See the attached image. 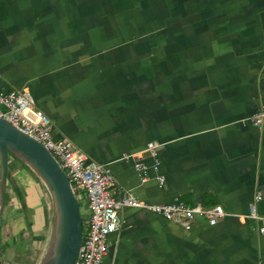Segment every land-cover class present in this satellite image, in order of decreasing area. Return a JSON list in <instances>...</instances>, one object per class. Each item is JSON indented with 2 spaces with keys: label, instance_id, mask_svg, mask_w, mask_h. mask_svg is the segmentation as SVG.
<instances>
[{
  "label": "crops",
  "instance_id": "1",
  "mask_svg": "<svg viewBox=\"0 0 264 264\" xmlns=\"http://www.w3.org/2000/svg\"><path fill=\"white\" fill-rule=\"evenodd\" d=\"M0 88L27 89L116 196L225 211L185 230L125 207L103 264H264V127L244 121L264 102V0H0ZM149 142L161 187L120 159ZM20 165L22 212L48 233L43 183Z\"/></svg>",
  "mask_w": 264,
  "mask_h": 264
},
{
  "label": "built area",
  "instance_id": "2",
  "mask_svg": "<svg viewBox=\"0 0 264 264\" xmlns=\"http://www.w3.org/2000/svg\"><path fill=\"white\" fill-rule=\"evenodd\" d=\"M0 118L17 131L41 143L51 153L67 175L78 200V192L86 194L87 219L83 222L82 240L76 264H103L108 252V236L120 228L122 219L119 211L125 207L146 209L185 230H190L198 218H204L209 225H215L225 216L221 205L190 206L178 197L167 203L151 204L140 200L130 192L116 196L115 179L110 169L105 164L90 159L70 139H55L52 120L36 106L33 96L27 89L0 88ZM244 121L257 128L264 127V102ZM158 148L159 144L149 142L144 149L125 152L120 157L122 160L132 162L141 184L149 179L150 172L155 174L154 178L160 187L164 184L165 177L159 173ZM145 154L152 158L151 164L142 160ZM260 199V195L255 197V201ZM249 217L256 221L263 219L262 216L257 215L254 203L250 205ZM258 230L264 235V226H260Z\"/></svg>",
  "mask_w": 264,
  "mask_h": 264
},
{
  "label": "water",
  "instance_id": "3",
  "mask_svg": "<svg viewBox=\"0 0 264 264\" xmlns=\"http://www.w3.org/2000/svg\"><path fill=\"white\" fill-rule=\"evenodd\" d=\"M10 155L16 156L39 176L51 198L49 244L37 264H76L82 240V212L87 213V205H80L67 175L51 153L0 118V214L5 205Z\"/></svg>",
  "mask_w": 264,
  "mask_h": 264
},
{
  "label": "rangeland",
  "instance_id": "4",
  "mask_svg": "<svg viewBox=\"0 0 264 264\" xmlns=\"http://www.w3.org/2000/svg\"><path fill=\"white\" fill-rule=\"evenodd\" d=\"M20 162L22 163L20 159L9 157L8 172L11 174V181L7 185L5 192V201L7 203L0 214V264H37L44 255L50 239L52 220L48 233L37 229L38 226L31 230V226L28 225L25 218L26 212H22L25 209L20 197L16 195L18 193H16L15 189L17 187L15 177L17 176L13 175L14 168L20 165ZM22 165L26 166L24 162ZM15 170L17 172V169ZM28 170L31 175L33 174L37 180L41 181L31 168L28 167ZM41 185L42 200L45 204L47 202V207L51 209L52 204L49 192L44 184ZM77 196L81 206L87 205V197L84 192H78ZM82 218L83 222L87 219L84 211L82 212ZM21 232L24 233L20 235ZM3 245L6 246L4 249Z\"/></svg>",
  "mask_w": 264,
  "mask_h": 264
},
{
  "label": "flooded vegetation",
  "instance_id": "5",
  "mask_svg": "<svg viewBox=\"0 0 264 264\" xmlns=\"http://www.w3.org/2000/svg\"><path fill=\"white\" fill-rule=\"evenodd\" d=\"M10 181H11V174H10V172H8V174H7V185H9ZM7 185H6V187H7Z\"/></svg>",
  "mask_w": 264,
  "mask_h": 264
},
{
  "label": "trees",
  "instance_id": "6",
  "mask_svg": "<svg viewBox=\"0 0 264 264\" xmlns=\"http://www.w3.org/2000/svg\"><path fill=\"white\" fill-rule=\"evenodd\" d=\"M10 157L17 158V157H16V156H14V155H10ZM17 159H18V158H17ZM6 203H7V202L5 201V204H6ZM79 203H80V200H79ZM80 205H81V203H80ZM23 233H24V232H21V233H20V235H22ZM5 247H6V246H4V245H3V249H4Z\"/></svg>",
  "mask_w": 264,
  "mask_h": 264
}]
</instances>
